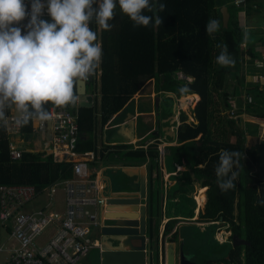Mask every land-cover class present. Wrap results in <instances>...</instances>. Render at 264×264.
I'll use <instances>...</instances> for the list:
<instances>
[{
	"label": "trees",
	"instance_id": "16d2710c",
	"mask_svg": "<svg viewBox=\"0 0 264 264\" xmlns=\"http://www.w3.org/2000/svg\"><path fill=\"white\" fill-rule=\"evenodd\" d=\"M159 2L167 6L164 12L158 13L163 18V23L159 26L134 28L132 21L119 7L114 10V19L110 21L113 24L111 30L101 27L100 31L94 23L90 25L97 31V42H101L103 50L100 62L101 100L93 107L79 108V141L76 151L81 154L96 152L93 138L98 125L104 126L115 114L125 109L152 79L158 82L155 85L157 93H173L177 99L187 94L199 95L200 100L193 109L197 124L180 125L177 140L200 144L196 166H205L199 171L205 175V186L209 187L208 202L201 216L207 221H220L215 227H227L232 236L237 235L246 242L234 248L231 237L222 245V257L205 259L200 264H264V146L259 153L247 149L245 138L247 131L257 130V125L246 123L245 132L238 128L236 121L227 117L225 122L229 124L231 132L227 131L223 137L216 134L212 126L217 104L215 95L223 97L226 107L232 108L230 98L235 93L229 91L234 84L231 81H237L236 94L245 90L251 95L250 101L246 99L245 111L241 110L239 115L247 114L259 121L264 119V84L246 81L247 61L249 59V64L254 67L259 53L254 45H250L249 50L243 47L246 29L239 13L244 9L237 7L234 0L223 2L220 6L226 5L230 14L228 25L224 26L217 0ZM247 2L245 11L248 19L251 20V16L255 14L264 20V0ZM212 18L220 20V30L209 36L205 32V24ZM251 27L255 37L260 28L254 24ZM259 39L264 42L261 36ZM217 44L227 45L228 52L235 58L234 66L221 67L215 62V57L220 52ZM254 69L260 68L255 66ZM178 74L184 77L179 79ZM187 78L192 80L188 81ZM183 86H187L190 91L181 94L179 88ZM74 91L77 95V85ZM187 97L195 100L199 98ZM164 104L171 111V99H164ZM181 115L183 119L186 118L183 113ZM34 127V119L24 126V139L34 137ZM11 137L8 124L0 127V185L30 184L42 191L54 183L73 179L74 163L59 161L53 154L25 149L22 159H14ZM200 137L201 140L197 141ZM230 137L235 141H231ZM222 149L236 150L242 154V168L235 187L226 193L219 189L215 173ZM159 154L156 145L149 146L147 150L134 149L132 145L106 146L101 152L103 158L118 157V161L128 166H140L147 161L153 165ZM204 193L205 191L200 197L202 205L206 201ZM150 203L154 205L152 194ZM172 224L175 226L177 223L173 221ZM159 225V218L151 219V231L158 233ZM2 232L5 231H0V242ZM177 239L178 235H174L172 242Z\"/></svg>",
	"mask_w": 264,
	"mask_h": 264
},
{
	"label": "crops",
	"instance_id": "0c3cea01",
	"mask_svg": "<svg viewBox=\"0 0 264 264\" xmlns=\"http://www.w3.org/2000/svg\"><path fill=\"white\" fill-rule=\"evenodd\" d=\"M235 1L236 0H234V4L236 5ZM237 7L244 9L239 13V18L245 24L247 17L245 10L248 7V3L246 6L241 5ZM252 18L253 16H251V19ZM261 27L262 26H258L260 31L257 32L255 37H253L252 32L249 36L248 42L254 45L256 51L259 53V57L255 59V65L253 67L249 64L247 55L248 61L245 73L246 81L248 83L256 82L249 81V79H252L254 73L257 71L262 70L261 75L264 76V42L259 39L262 33ZM99 43L101 45V42ZM243 47L245 50H249V47L246 48L244 43ZM255 66L260 69H254ZM101 74L102 71L99 66L98 71H96L90 79L87 81L85 80L86 86L84 95L78 94L77 86V95L79 99L72 108L75 107L79 111V108L83 106L82 103L86 101L88 97L93 98V106L100 102ZM255 77L256 79L258 78V76ZM187 80L191 81L192 79L187 78ZM156 83H158L156 79L149 81L141 89L143 90V94L137 93L129 104H127L125 109L120 113L115 114L108 123L104 126H101L100 124L98 125L93 138L96 152H89L86 154L78 153V155L73 158V161H86L91 179H95L96 182L102 184V190L98 193V204H96V207L93 208L94 210L91 211L95 214L96 223L92 228L99 230V236L93 242L90 241L94 244V247L79 263L82 262L83 264H87L86 261H88L87 259L89 258L91 264H99L98 260L100 254L103 251L110 249L109 242L102 239L100 235V229L105 224L107 212L113 210H130V206H117L111 204L112 200L116 198L140 197L141 182L143 180H146L147 198L145 201H142L141 204L146 206L149 223L148 238H151V236L154 238L155 253L153 264H166L165 251L167 245L171 243L175 244L177 264L182 252L189 260L196 264H200L201 261L207 259L205 252L210 250L208 236L209 229L210 227H215L217 224H220V221H207L201 216V213L205 212L208 202L209 187L205 186V175L199 171L200 169H204L205 166H196L200 144H196L192 141L178 142L177 140V131L180 125L183 123L197 124L194 115H187V110L180 107L179 100L181 99L180 102H182L184 99L192 98L187 96L199 97V95L187 94L186 96L177 99L173 93H157L155 90ZM231 83L234 84L233 88L230 87L229 91L235 93L231 98L238 100L239 97L249 94L248 91L246 92L245 90H242L241 94H236L238 88V86H236L237 82L235 83V81H231ZM217 96L220 95H215V99L218 98ZM249 97L251 98V96ZM166 98L171 99V111H169L168 107H165L164 99ZM199 100L200 97L198 100L193 98V101L188 102V106L191 105L189 107H193L194 109ZM53 105L49 103L48 108L50 109ZM188 106H186V108ZM189 107L187 109H189ZM60 108L66 107L61 106ZM245 108L246 106L243 108V111H245ZM11 111H17L15 106L7 110V112ZM217 112L221 113V111ZM181 113L186 116L185 119L182 118ZM242 115L248 116L247 114ZM242 115L239 116V120H241ZM216 120L213 119L214 125H212L213 131L216 134L223 137V134H226L227 131L231 132L230 126L225 127V125H223L221 130V128L216 125L217 122L222 123L221 118L216 117ZM34 123L37 130L34 131V137L27 140L30 145L27 149L34 152L53 154L51 152V149H53L54 146L55 136L53 122L51 120L41 122V120L35 118ZM238 125L239 124L237 123V126ZM238 128L240 127L238 126ZM22 133L23 131L17 135L15 134L13 140L23 151L25 150V147L21 144H24L26 139H24ZM200 140L201 137L197 141ZM118 145H132L134 149L143 148L145 150H147L149 146L156 145L160 154L153 165L147 161L140 166H128L123 162L118 161V157H115L114 159L110 156L102 157L101 152L104 150V147H117ZM109 171H113V175H111ZM58 183L60 182L54 184ZM57 188L58 191L53 199L45 194L49 202L46 207L38 210L45 209L47 211L57 212L64 216L66 209L60 210L59 208L61 203L66 205V191L64 186H58ZM60 189L64 195L61 200L58 199V192ZM203 191H205L204 196L206 197V201L203 200L204 204L202 205L200 197L202 196ZM157 193H159V195H157ZM151 194L153 196V206L150 203ZM155 195L157 198H155ZM37 199L30 206H34ZM31 210L37 211L35 208H32ZM156 218L160 219L158 233L151 231V219ZM173 221H176L177 223L175 226L172 224ZM222 229L223 228H220L218 231V236ZM174 235H178L176 242H172ZM219 237L223 244L225 239L227 241L230 240L229 237H224L222 235ZM94 252L98 254L99 257H96V259H90L89 255Z\"/></svg>",
	"mask_w": 264,
	"mask_h": 264
},
{
	"label": "clouds",
	"instance_id": "9594fccd",
	"mask_svg": "<svg viewBox=\"0 0 264 264\" xmlns=\"http://www.w3.org/2000/svg\"><path fill=\"white\" fill-rule=\"evenodd\" d=\"M117 7L138 28L161 25L158 13L167 6L159 0H31L29 8L25 0H0V127L6 126L7 110L13 106L20 113L16 124L26 126L35 118H50L45 109L49 102L55 106L77 103L75 86L99 68L103 56L97 31L90 25L111 30ZM45 9L50 19L42 18ZM26 17L22 34L18 25ZM220 23L209 19L206 34L218 32ZM248 40L246 30L243 42ZM217 48L215 62L234 66L227 45L217 44ZM189 91L187 86L179 88L181 94ZM241 159L239 151H220L215 173L221 192L234 189Z\"/></svg>",
	"mask_w": 264,
	"mask_h": 264
},
{
	"label": "built area",
	"instance_id": "2783aa9c",
	"mask_svg": "<svg viewBox=\"0 0 264 264\" xmlns=\"http://www.w3.org/2000/svg\"><path fill=\"white\" fill-rule=\"evenodd\" d=\"M247 1L236 0L235 3L237 6H246ZM42 2L46 3V0ZM25 3L30 8L31 0H25ZM42 18L50 19L46 9ZM28 19L26 17L19 22L22 34L26 31ZM261 29V38L264 39V24ZM179 76L180 74L178 78ZM258 78L260 81L256 82L263 84L264 76L260 75ZM48 112V120L53 122L55 131L51 152L59 161L74 163V178L42 191L31 185H0V231L9 235L5 244L0 242V252L8 254V264H79L94 247L88 236L90 229L96 224L95 214L86 208L96 207L102 184L91 179L86 161H73L78 155L76 148L79 140V111L75 107L58 108L53 105ZM19 116L18 111L7 112L8 131L12 139L24 128L16 124ZM11 150L14 159L23 158V151L14 140ZM58 186H64L66 191L64 216L45 209H29L42 194L53 199Z\"/></svg>",
	"mask_w": 264,
	"mask_h": 264
},
{
	"label": "water",
	"instance_id": "95a60500",
	"mask_svg": "<svg viewBox=\"0 0 264 264\" xmlns=\"http://www.w3.org/2000/svg\"><path fill=\"white\" fill-rule=\"evenodd\" d=\"M224 26L228 25L229 12L227 7L222 8ZM92 77V76H91ZM90 77V78H91ZM89 78V79H90ZM78 94H85L86 82L77 84ZM143 94V90L139 92ZM52 104L51 102H49ZM53 105V104H52ZM83 106L92 107L93 98L88 97L82 103ZM45 105V109H48ZM146 180L141 182L140 197L116 198L111 204L117 206H130V210L108 211L105 217V224L100 229L102 239L110 244V249L100 254L99 264H153L155 245L154 238H148L149 223L146 213V206L141 204L147 198ZM246 244L237 235L232 236V245L237 247ZM166 264H177L175 244H168L165 251ZM178 264H196L189 260L182 252Z\"/></svg>",
	"mask_w": 264,
	"mask_h": 264
},
{
	"label": "rangeland",
	"instance_id": "374dc122",
	"mask_svg": "<svg viewBox=\"0 0 264 264\" xmlns=\"http://www.w3.org/2000/svg\"><path fill=\"white\" fill-rule=\"evenodd\" d=\"M225 3L226 0H217V8L220 7V10H222V7L223 6H226V5H223V6H220L222 3ZM243 5V4H242ZM229 19H230V16H229ZM229 19H228V22H229ZM242 21V20H241ZM243 23V21H242ZM264 23V20L262 17H258L257 15H253V18L250 20L248 19V17H246V20H245V24L243 26H245V29L248 30L249 32V36H250V33H251V25L254 24L255 26H262ZM99 30L101 31V27H98ZM249 41V40H248ZM248 45H253L249 42L245 43L244 42V46L246 48H248L249 46ZM262 68V66H261ZM261 71H257L254 73V76L252 77V79H249V81L251 80L252 82H255V81H260L259 78L256 79L255 76H259L261 75ZM95 73L91 74L89 76V78L94 75ZM253 74V73H252ZM180 78H183L184 76L180 74L179 76ZM256 79V80H255ZM237 81H235L236 83ZM257 83V82H255ZM262 84V83H260ZM264 84V83H263ZM262 84V85H263ZM237 86V85H236ZM244 94V93H243ZM249 94H245L243 97H239V99L235 100V98H230V102L232 104V108H227L226 105H225V101H224V98L223 97H220V96H217L218 98L215 99L217 104H216V108L214 110V112L216 113L215 115V118L214 120H216V117H219L221 118V121L222 123H216V125L221 128H223V125H225V127H229V124H227L225 122V118H229L230 120H234L236 121L239 125V127L241 128V130H247V126L245 128V124L246 123H254L257 125V130H254L252 132H248L245 134V138H246V148L247 149H250V150H253V151H256V152H261L263 151V146H264V119L262 121H259L257 119H254V118H251L250 116H245V115H242L241 116V120H239V112L241 110H243V108L245 107V104H246V99L249 98ZM181 100V99H180ZM179 100V103H180V107H181V102ZM235 101V102H234ZM188 106V104H187ZM188 108V107H187ZM185 109L187 110L186 113L187 115L189 116H192V112H193V107H189V109ZM49 110V108L47 109ZM217 111H221V113L217 112ZM217 121V120H216ZM236 123V124H237ZM212 125H214V121L212 120ZM229 130V128H228ZM219 132V131H218ZM231 138V141H235V139H233L232 137ZM26 142L24 144H21L23 147H25V149L29 148L30 145L29 143L27 142V140H25ZM109 173L111 175H113V171H109ZM74 178V177H73ZM72 180V179H71ZM63 192L62 190L60 189L59 192H58V199L61 200V198H63ZM48 199L46 198L45 194H42L36 201L35 205L34 206H30L29 209H40V208H44L46 207V205L48 204ZM60 210H65L66 209V205L64 203H61L60 205ZM86 209H89L90 211H93L94 209L93 208H86ZM222 228V227H220ZM219 227H210L209 229V232H208V236H209V241H210V250L205 252V256L207 259H215V258H220L223 256V246H221L223 244V242L221 241L220 237L219 236H224V237H229V239L232 237V232L229 231V229L227 227H224L220 232H219V236H218V231L220 230ZM50 229L47 230V232H49ZM99 236V230L98 229H94V228H91L90 229V235L88 236V239L93 242L94 240H96V238H98ZM8 238H9V235L8 233L6 232H2L1 234V242L2 243H6L8 241ZM225 239V238H224ZM228 239V240H229ZM228 242L226 239L224 240V243ZM90 259L91 258H95L96 257H99L98 254H96L95 252L93 254H90L89 255ZM8 260H9V256L8 254L6 253H0V264H8ZM88 261H86L87 264H91L90 263V260L89 258L87 259ZM178 263H179V260H178ZM79 264H83L82 262L79 263Z\"/></svg>",
	"mask_w": 264,
	"mask_h": 264
},
{
	"label": "bare ground",
	"instance_id": "6f19581e",
	"mask_svg": "<svg viewBox=\"0 0 264 264\" xmlns=\"http://www.w3.org/2000/svg\"><path fill=\"white\" fill-rule=\"evenodd\" d=\"M189 101H193V98H189V99H184L182 102H181V108L182 109H186V106L188 104Z\"/></svg>",
	"mask_w": 264,
	"mask_h": 264
}]
</instances>
